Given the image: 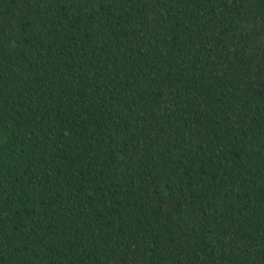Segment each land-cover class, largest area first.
I'll use <instances>...</instances> for the list:
<instances>
[{
  "label": "trees",
  "instance_id": "trees-1",
  "mask_svg": "<svg viewBox=\"0 0 264 264\" xmlns=\"http://www.w3.org/2000/svg\"><path fill=\"white\" fill-rule=\"evenodd\" d=\"M0 264H264V0H0Z\"/></svg>",
  "mask_w": 264,
  "mask_h": 264
}]
</instances>
